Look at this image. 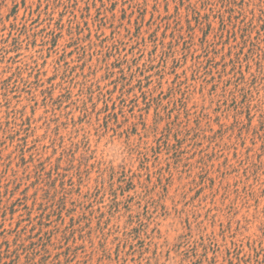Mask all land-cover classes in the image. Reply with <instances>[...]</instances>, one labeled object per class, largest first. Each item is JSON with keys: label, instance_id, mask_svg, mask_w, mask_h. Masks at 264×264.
Returning a JSON list of instances; mask_svg holds the SVG:
<instances>
[{"label": "rangeland", "instance_id": "rangeland-1", "mask_svg": "<svg viewBox=\"0 0 264 264\" xmlns=\"http://www.w3.org/2000/svg\"><path fill=\"white\" fill-rule=\"evenodd\" d=\"M0 264H264V0H0Z\"/></svg>", "mask_w": 264, "mask_h": 264}]
</instances>
